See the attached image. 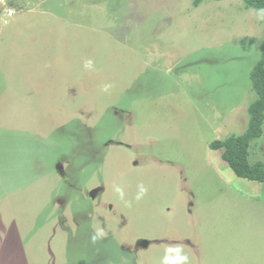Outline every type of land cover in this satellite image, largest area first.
<instances>
[{
	"label": "rangeland",
	"instance_id": "obj_1",
	"mask_svg": "<svg viewBox=\"0 0 264 264\" xmlns=\"http://www.w3.org/2000/svg\"><path fill=\"white\" fill-rule=\"evenodd\" d=\"M260 14L0 0V264H163L168 246L187 264H264V184L209 148L247 127Z\"/></svg>",
	"mask_w": 264,
	"mask_h": 264
},
{
	"label": "trees",
	"instance_id": "obj_2",
	"mask_svg": "<svg viewBox=\"0 0 264 264\" xmlns=\"http://www.w3.org/2000/svg\"><path fill=\"white\" fill-rule=\"evenodd\" d=\"M203 0H192L197 7ZM219 1V0H215ZM246 8L264 10V0H241ZM249 80L256 99L248 106V123L240 135H230L224 140H214L209 144L211 150H221V159L242 179L264 184V165L261 161L251 160L250 147L262 135L264 124V39L261 54L250 71Z\"/></svg>",
	"mask_w": 264,
	"mask_h": 264
},
{
	"label": "clouds",
	"instance_id": "obj_3",
	"mask_svg": "<svg viewBox=\"0 0 264 264\" xmlns=\"http://www.w3.org/2000/svg\"><path fill=\"white\" fill-rule=\"evenodd\" d=\"M260 15H258L259 19L264 20V10H260ZM11 14V13H9ZM94 62L89 60L86 61L85 67L86 68H93ZM111 85H105L104 86V91H107ZM115 192L119 194L120 198L123 199L124 197V192L123 189L119 186H116L114 188ZM147 192V188L144 187L143 184L139 186V193L136 196L137 200H140ZM130 206V204L128 205ZM106 235L105 231L103 229H97L96 233L92 236V241L95 242L97 239L102 238ZM182 251V246H168L166 248V255L163 260V264H187L188 262V257L183 255H173L174 253H180Z\"/></svg>",
	"mask_w": 264,
	"mask_h": 264
}]
</instances>
